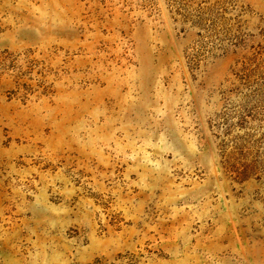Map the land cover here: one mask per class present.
I'll return each mask as SVG.
<instances>
[{"label": "rangeland", "instance_id": "obj_1", "mask_svg": "<svg viewBox=\"0 0 264 264\" xmlns=\"http://www.w3.org/2000/svg\"><path fill=\"white\" fill-rule=\"evenodd\" d=\"M0 264H264V0H0Z\"/></svg>", "mask_w": 264, "mask_h": 264}]
</instances>
